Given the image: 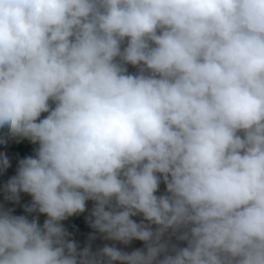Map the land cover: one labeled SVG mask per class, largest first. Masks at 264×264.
<instances>
[{
	"label": "clouds",
	"instance_id": "obj_1",
	"mask_svg": "<svg viewBox=\"0 0 264 264\" xmlns=\"http://www.w3.org/2000/svg\"><path fill=\"white\" fill-rule=\"evenodd\" d=\"M0 264H264V0H0Z\"/></svg>",
	"mask_w": 264,
	"mask_h": 264
},
{
	"label": "trees",
	"instance_id": "obj_2",
	"mask_svg": "<svg viewBox=\"0 0 264 264\" xmlns=\"http://www.w3.org/2000/svg\"><path fill=\"white\" fill-rule=\"evenodd\" d=\"M24 142H22V147H21V155L29 154L30 151H28L27 147L23 145Z\"/></svg>",
	"mask_w": 264,
	"mask_h": 264
},
{
	"label": "built area",
	"instance_id": "obj_3",
	"mask_svg": "<svg viewBox=\"0 0 264 264\" xmlns=\"http://www.w3.org/2000/svg\"><path fill=\"white\" fill-rule=\"evenodd\" d=\"M23 145L27 147L28 151H30L31 146L28 145L26 141H24Z\"/></svg>",
	"mask_w": 264,
	"mask_h": 264
}]
</instances>
